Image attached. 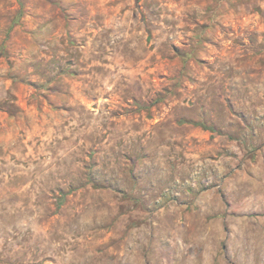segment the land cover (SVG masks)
Here are the masks:
<instances>
[{"label": "rangeland", "instance_id": "rangeland-1", "mask_svg": "<svg viewBox=\"0 0 264 264\" xmlns=\"http://www.w3.org/2000/svg\"><path fill=\"white\" fill-rule=\"evenodd\" d=\"M0 264H264V0H0Z\"/></svg>", "mask_w": 264, "mask_h": 264}, {"label": "trees", "instance_id": "trees-1", "mask_svg": "<svg viewBox=\"0 0 264 264\" xmlns=\"http://www.w3.org/2000/svg\"><path fill=\"white\" fill-rule=\"evenodd\" d=\"M195 124L201 125L203 128H209L206 125H204L203 123H199V122H194Z\"/></svg>", "mask_w": 264, "mask_h": 264}]
</instances>
